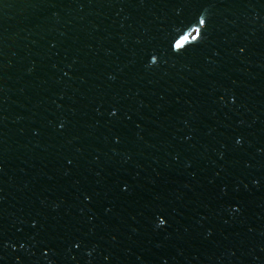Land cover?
<instances>
[{
    "label": "water",
    "instance_id": "obj_1",
    "mask_svg": "<svg viewBox=\"0 0 264 264\" xmlns=\"http://www.w3.org/2000/svg\"><path fill=\"white\" fill-rule=\"evenodd\" d=\"M0 264H264V0H0Z\"/></svg>",
    "mask_w": 264,
    "mask_h": 264
},
{
    "label": "snow or ice",
    "instance_id": "obj_2",
    "mask_svg": "<svg viewBox=\"0 0 264 264\" xmlns=\"http://www.w3.org/2000/svg\"><path fill=\"white\" fill-rule=\"evenodd\" d=\"M199 23H200L201 25H204V24H205V19L202 17V18L199 20ZM199 33H200V30H198V34H199ZM187 39H188L187 36L182 37V39H181L180 41H177V43L174 45V47L179 48L180 45H181L184 41H186ZM191 39H192L193 41H197V40H198V35H193V36L191 37ZM155 59H156L155 56H152V57H151V60H152V61H155ZM164 223H165V220H164V219H159V224L163 225Z\"/></svg>",
    "mask_w": 264,
    "mask_h": 264
}]
</instances>
